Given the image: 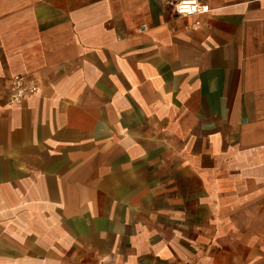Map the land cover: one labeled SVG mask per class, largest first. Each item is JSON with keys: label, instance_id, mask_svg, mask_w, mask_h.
Wrapping results in <instances>:
<instances>
[{"label": "crops", "instance_id": "obj_1", "mask_svg": "<svg viewBox=\"0 0 264 264\" xmlns=\"http://www.w3.org/2000/svg\"><path fill=\"white\" fill-rule=\"evenodd\" d=\"M178 1L0 0V264H264V0Z\"/></svg>", "mask_w": 264, "mask_h": 264}, {"label": "built area", "instance_id": "obj_2", "mask_svg": "<svg viewBox=\"0 0 264 264\" xmlns=\"http://www.w3.org/2000/svg\"><path fill=\"white\" fill-rule=\"evenodd\" d=\"M187 6V11L182 12L180 8ZM210 11L208 4L199 0H180L173 6V12L177 16L190 17L207 14ZM12 94L10 96V103H17L27 96H31L36 93L35 86H25L20 77L16 76L12 80L11 85Z\"/></svg>", "mask_w": 264, "mask_h": 264}, {"label": "clouds", "instance_id": "obj_3", "mask_svg": "<svg viewBox=\"0 0 264 264\" xmlns=\"http://www.w3.org/2000/svg\"><path fill=\"white\" fill-rule=\"evenodd\" d=\"M188 9H187V6L185 5V6H182L181 8H180V11H182V12H185V11H187Z\"/></svg>", "mask_w": 264, "mask_h": 264}]
</instances>
